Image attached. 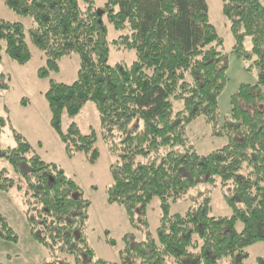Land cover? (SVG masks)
I'll return each instance as SVG.
<instances>
[{
  "label": "trees",
  "instance_id": "16d2710c",
  "mask_svg": "<svg viewBox=\"0 0 264 264\" xmlns=\"http://www.w3.org/2000/svg\"><path fill=\"white\" fill-rule=\"evenodd\" d=\"M221 1L235 40L233 52L252 60L259 80L239 88L227 121L219 125L218 97L228 62L207 0H106L101 11L95 0H4L35 23L26 30L20 22L0 19V40L11 59L28 63L33 43L46 55L38 70L44 78L60 69L65 56L79 55L77 79H50L45 93L52 128L68 155L93 151V161L99 156L94 129L84 134L76 123L68 130L61 125L64 113L74 116L93 101L101 131L118 154L111 164L108 202L124 206L131 224L147 228L137 210L144 211L156 197L161 201L155 234L148 232L140 241L125 234L119 262L98 257L88 240L90 201L80 183L62 166L45 161L13 127L17 144L1 150L0 157L18 179L0 168V191L25 188L31 234L51 256L69 255L74 264H248V248L264 243V3ZM104 16L115 29L128 31L113 42L135 50L131 64L109 63ZM247 38L249 50L244 48ZM0 86L9 87L6 82ZM200 116L229 139L205 156L187 136L188 126ZM6 124L0 114V137ZM116 137L120 142H114ZM217 178L231 185L225 194L230 216L212 215L210 195L171 213V203L188 190ZM0 237L19 239L1 213ZM255 264H264V254Z\"/></svg>",
  "mask_w": 264,
  "mask_h": 264
},
{
  "label": "rangeland",
  "instance_id": "374dc122",
  "mask_svg": "<svg viewBox=\"0 0 264 264\" xmlns=\"http://www.w3.org/2000/svg\"><path fill=\"white\" fill-rule=\"evenodd\" d=\"M264 3V0H261ZM106 0H95L96 8L101 11ZM211 22L224 40V50L228 62L227 82L218 97L220 113L219 125H222L230 115L232 96L243 84H255L259 80V73L255 66H251V59L233 52L235 40L230 24L222 11L221 0H207ZM0 19L20 22L26 30L35 23L30 16L20 15L10 9L4 0H0ZM103 21L108 30L110 43L109 63L131 64L136 60L135 50H129L116 45L113 41L128 33L126 29L117 30L110 23L107 16ZM32 59L22 65L11 59L5 52V43L0 40V82H6L8 88L0 86V114L7 120L1 137L0 151L12 148L17 144L16 132L25 137L47 162H54L62 166L66 173L80 183L84 197L90 201L88 240L98 257L108 261L119 262V250L124 247L123 237L130 234L134 241H140L147 233H156L160 224L162 209L160 199L154 198L144 209L137 210L136 217H145L148 226L131 224L124 206L108 202L107 187L112 182L111 164L118 158L116 151L110 148L101 131L100 115L96 104L89 101L74 116L64 113L61 120L63 130H68L72 123H76L82 133L88 134L93 129L97 132L96 149L99 156L93 161V151L89 153L77 152L68 155L64 144L51 125V111L45 98L50 79L59 82L72 83L78 77L80 58L78 54H70L60 61V69L50 73L48 77H40L38 70L46 64L45 53L30 43ZM245 49L252 48V41L247 38ZM181 105H176L179 108ZM189 141L198 153L205 156L223 147L228 142L225 134H217L210 123L202 116L193 120L187 129ZM116 137L114 142H120ZM0 168H7L10 175L18 179L12 172L7 160L0 157ZM231 185L224 186L219 178L215 182H201L192 187L176 202L171 203L170 211L184 212L194 207L205 196L211 197V213L215 216H230L233 209L227 204L225 194ZM31 205L26 201L25 188L14 187L8 192L0 191V213L5 216L18 234V242L5 240L0 237V262L3 264H74L69 255L58 254L51 256L32 236L28 213ZM242 228V223L238 224ZM248 264H255L258 256L264 254V243H256L248 248Z\"/></svg>",
  "mask_w": 264,
  "mask_h": 264
}]
</instances>
